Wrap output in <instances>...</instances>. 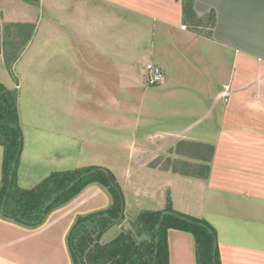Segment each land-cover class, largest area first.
Masks as SVG:
<instances>
[{
	"label": "crops",
	"instance_id": "1",
	"mask_svg": "<svg viewBox=\"0 0 264 264\" xmlns=\"http://www.w3.org/2000/svg\"><path fill=\"white\" fill-rule=\"evenodd\" d=\"M73 2L59 17L88 56L69 61L81 76L67 79L75 99L65 110L78 120L82 145L94 148L89 157L96 159L83 165L114 174L127 221L163 211L170 198L175 211L215 229L221 264H264V0H194L202 20L194 29L182 0ZM212 13L214 27H203ZM29 23L35 34L15 68L38 36L39 16ZM149 63L163 69V84L148 86ZM108 133L128 153L126 164L98 160ZM66 205L38 227L10 221L0 209V264H73L74 221L112 203L94 184ZM101 243H109L105 234ZM168 246L169 264H196L191 234L169 230Z\"/></svg>",
	"mask_w": 264,
	"mask_h": 264
},
{
	"label": "trees",
	"instance_id": "2",
	"mask_svg": "<svg viewBox=\"0 0 264 264\" xmlns=\"http://www.w3.org/2000/svg\"><path fill=\"white\" fill-rule=\"evenodd\" d=\"M182 5L184 21L190 24L192 29L199 26L202 20L198 19L195 13L194 0H182ZM214 25L215 15L212 13L202 26L212 29ZM35 30L36 25L33 23L0 24V55L3 57L5 69L11 76L13 64L20 59ZM22 142L18 87L9 89L0 83V145L4 149L3 177L0 186V209L4 206L2 216L24 226L38 227L51 212L71 202L88 186L94 184L105 188L113 199L112 206L105 211L78 218L68 239L73 264H169V230H178L193 236L196 264H221L218 247L214 255L215 229L204 220L175 211L170 198L163 211H142L114 240L102 244V236L125 219L124 217L120 219L124 195L114 174L103 168L107 171L106 174L95 166L53 172L40 184L27 190L17 184L19 159L10 187L12 166ZM189 149L195 150L194 147L187 150ZM164 165L171 166L174 171L177 170V162L173 165L170 162ZM205 169L208 176L209 167ZM78 179L80 180L74 187L65 191ZM51 201L53 203L44 214V209ZM164 212L168 214L160 224ZM157 237L158 254L155 257Z\"/></svg>",
	"mask_w": 264,
	"mask_h": 264
},
{
	"label": "rangeland",
	"instance_id": "3",
	"mask_svg": "<svg viewBox=\"0 0 264 264\" xmlns=\"http://www.w3.org/2000/svg\"><path fill=\"white\" fill-rule=\"evenodd\" d=\"M72 4H74L73 0H47L44 5L40 0H0V20L2 22L29 23L32 20H37V16H39V31L35 43L17 68L15 65L20 59L13 64V76L5 69L3 59H0V83L2 85L9 89H16L15 86L19 84L20 76L23 79L21 87L18 89V109L23 142L17 171V184L22 189L34 188L53 172L84 168L86 166L83 164L96 159L89 157L92 156L91 152L94 151V148L82 145L79 134L73 129L74 125L79 124L78 120L65 111L75 99H72L74 91L71 90L72 85H69L67 79L81 76L75 70L72 72L68 69L69 61H82L83 55L85 58L87 56L83 54L86 52V48L81 40L76 41L74 38L77 39V36H70L71 32L68 34L67 27L60 21L65 19L66 14H69L67 10ZM61 15H64V19L59 17ZM4 24L6 23H2V25ZM65 32L68 35L65 36ZM56 43H59L58 52ZM23 54L24 52L20 57ZM78 93L84 94L85 92ZM105 135H107V142L104 148L107 150H101V158L98 160L107 163L108 166H114L115 164L112 163L115 161L126 164L128 153L117 147L114 142L115 138H112L109 133ZM96 149L100 150L101 148L97 147ZM185 150L187 151V148ZM82 160L84 163L81 162ZM188 172L194 174V168L190 169L189 167ZM104 191L110 203L113 204L110 193L105 188ZM94 203L100 204L98 207H101L103 200L97 199ZM65 206L67 205L61 208ZM56 210L53 211V214ZM127 214L129 217L131 214L135 215L129 210ZM135 217H130L128 221L124 219L121 224L110 228L105 233L106 241L114 240L119 234L118 229L122 232L121 230L128 228L130 221ZM49 218L50 214L44 223ZM77 220L74 221L73 227ZM27 229L29 228L27 227Z\"/></svg>",
	"mask_w": 264,
	"mask_h": 264
},
{
	"label": "water",
	"instance_id": "4",
	"mask_svg": "<svg viewBox=\"0 0 264 264\" xmlns=\"http://www.w3.org/2000/svg\"><path fill=\"white\" fill-rule=\"evenodd\" d=\"M21 151H22V147L20 146L19 148V153L17 154L16 156V159H15V162L13 163V166H12V170H11V174H10V187H11V184H12V181H13V177H14V173H15V170H16V167H17V162L18 160L20 159L21 157ZM101 171L105 172L107 174V171L105 169H101ZM94 172V171H93ZM91 172V173H93ZM80 179L74 181L73 183H71V185L65 190H69L71 189L72 187L75 186V184L79 181ZM64 191V192H65ZM62 192V193H64ZM61 193V194H62ZM6 200V199H5ZM53 203V201H51L47 206L46 208L44 209V214H45V211L47 210V208ZM1 212L4 213V206H2L1 208ZM168 214L167 212H164L162 215H161V218H160V224L161 222L163 221L165 215ZM124 217V201H122V211H121V215H120V219H122ZM83 224H86V223H83ZM160 224L158 225V230L160 228ZM212 233V232H211ZM157 247H156V250H155V257L157 256L158 254V243H159V238L157 237ZM217 246H218V243H217V239L215 238V242H214V255H215V252H216V249H217ZM81 264V263H80Z\"/></svg>",
	"mask_w": 264,
	"mask_h": 264
},
{
	"label": "built area",
	"instance_id": "5",
	"mask_svg": "<svg viewBox=\"0 0 264 264\" xmlns=\"http://www.w3.org/2000/svg\"><path fill=\"white\" fill-rule=\"evenodd\" d=\"M145 73L147 76V84L150 87L161 85L166 81L163 69L153 63L146 65Z\"/></svg>",
	"mask_w": 264,
	"mask_h": 264
}]
</instances>
